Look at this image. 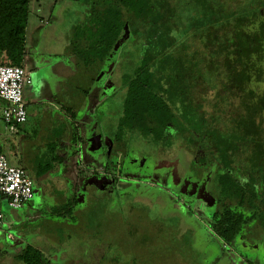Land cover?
<instances>
[{
	"label": "trees",
	"instance_id": "obj_1",
	"mask_svg": "<svg viewBox=\"0 0 264 264\" xmlns=\"http://www.w3.org/2000/svg\"><path fill=\"white\" fill-rule=\"evenodd\" d=\"M29 1L0 0V63L21 67L25 65ZM211 1L217 2L220 6L208 8L209 6L205 4L206 0H198L196 3L201 9L194 11L195 8H189L188 19L186 18V22H181L186 16L184 14L186 7H183L188 3L186 0H87L83 17L72 27L67 45L75 64L74 71L68 79V85L61 89L64 93H73V96L77 94L82 98L86 97L99 76L107 73L106 61L109 55L125 45L131 47L134 51L132 57L135 63L132 65L130 76L123 82L122 89L117 92L120 107L117 111V131L112 137L114 146L110 149L111 160L116 158L118 151L121 159L128 158L133 153L138 154L137 158H141L139 161L144 164L143 176H147L139 178L132 175L133 171L130 172L128 169L125 170V180L128 179L127 174H129V178L132 177L141 184L143 182L148 184L157 180L150 178L149 162L153 161L155 166L156 164L163 166L162 154L176 161L178 150L182 149L181 152L185 154L184 160L190 164L189 167L184 165V169L188 168L194 173L193 177L196 181L182 183L180 188L190 185L194 189L198 184H203L209 179L210 169L204 168L206 163H215L213 167L211 166V170L213 169L216 175L214 190L218 204L209 215L205 214V206L198 207V211L202 213L200 216L205 220L209 219L207 225H210L212 233L222 243V252L220 248L216 249L217 253H214V262L211 264H214L217 258L225 260L224 264H232V262L253 264L249 251L256 249L260 253L257 256L260 257L259 263L264 264V249L260 248L264 244V92L259 96L257 94L249 96L246 92H240L237 105L232 111L227 112L220 107L223 105L221 102L212 104L211 94L205 92L197 81L190 82L188 86L185 81L189 71L193 76L199 75L200 66L204 65V56H202L204 50L198 49L201 46L199 40L206 36L203 25L213 22L214 16L219 15V12H215V8L222 10L223 18L229 20L231 16L228 0ZM235 1L237 3L235 7L237 10H234L235 27L247 25L251 16H264L260 14L258 8L248 6L252 3L251 0L248 4L247 0ZM151 15H154L155 19H152ZM170 25H177L183 30L182 33L179 35L169 33L165 28ZM166 33H169L167 38ZM211 40L215 41V37H211ZM166 50L180 51L175 61H180L182 64L178 70L169 66L170 71H165L168 68V59L172 57V54L167 53ZM207 52L216 58L217 50H207ZM129 55L130 53L128 57ZM185 63L188 64L186 70ZM216 63H222L224 77L228 74L231 77L230 73L233 74L234 66L230 65L244 66L245 69L237 77L240 84L244 83L243 80L249 79L246 73H250L248 71L250 65H254V79L259 82L264 77L262 67L264 52L259 55L247 52L243 56L241 54L234 56V52L227 50L222 52L221 59L216 58ZM220 69L216 67L215 72ZM198 78L195 77V80ZM163 79H166L167 84L161 82ZM239 88L245 87L240 85ZM60 105L70 111L69 104ZM69 113L75 117L73 112ZM63 126L64 124L61 130L66 127ZM203 126L212 127L215 132H207L206 135L200 131L193 132L194 129ZM119 128L120 132H118ZM125 128L130 135L127 137L123 134L127 137L124 141L130 144L136 134H139L147 139L148 144H157V150H152L147 144L144 146L147 149L144 153L141 148H130L129 145L125 148L121 132ZM61 134L62 131L54 138L50 147V160L36 167L35 173V170L32 172L36 176L50 169H56L55 166L60 163V156L56 150L61 144ZM205 136L206 140L203 139ZM75 138L71 130L69 141L73 145L76 143ZM205 141L208 145V156L196 155L197 149L203 147ZM165 145H172L173 151H169ZM22 167L27 170V166ZM112 169L110 167L111 172ZM117 181L118 178L114 175V187ZM126 188L127 185H124L120 194ZM71 200L69 199V206ZM53 206H55L54 212H58L62 204ZM173 207L175 206L165 204L160 206V209L167 211ZM105 228L113 245H118L120 250V244L124 241L121 239V223L115 218L113 224L109 222ZM112 232L116 239L111 236ZM252 235L258 237L257 241L260 242H254ZM248 237L251 238L250 243L243 244ZM131 242L134 248L130 250L133 254L131 258L140 264L144 256L143 252L148 250L146 240ZM242 244L246 246L245 249ZM256 244L260 246L255 248ZM232 245L234 250L231 248ZM49 259L44 258L39 250L32 247H27L21 256L25 264H49ZM77 259L79 258L76 257ZM175 264H182V261ZM188 264L199 263L195 260L194 263Z\"/></svg>",
	"mask_w": 264,
	"mask_h": 264
},
{
	"label": "rangeland",
	"instance_id": "obj_2",
	"mask_svg": "<svg viewBox=\"0 0 264 264\" xmlns=\"http://www.w3.org/2000/svg\"><path fill=\"white\" fill-rule=\"evenodd\" d=\"M186 1L188 3L183 6L186 7V12L184 13L186 16L182 18L181 22H186V18L188 19L189 8H195L194 11H196V9H201L200 5L196 3L198 0ZM87 4V0L29 1V13L25 36L26 51L31 54V57H36L37 60L42 61V63H47V69H49L50 72H55L56 69L63 66L65 62L61 59L71 57L66 54L69 53L67 45L69 44L71 29L82 19ZM151 18L155 19V16L151 15ZM177 18L178 17H175V19ZM179 23H177V25ZM177 25H170L165 29L169 33L171 32L179 35L183 30L177 27ZM169 33L165 34L166 38L169 36ZM132 51L133 49H131V47L125 45L121 47L120 50L113 51L111 56L109 55L107 59L106 65H108L109 70L105 73L108 75V79L105 82L104 92H106V95L109 94V98L104 105L105 108H108L109 113L105 110L104 130L106 132V144H109L110 147L114 146L112 137L117 129L115 123L117 122V111L120 107L117 92L122 89V84L130 76L132 65L135 63V59L132 57ZM166 52L172 54V57L168 59V68L165 71H170L169 66L173 69L177 68L176 70H178L182 64H180V61H175H177L180 51L166 50ZM128 53H130L129 57ZM23 68L26 71L29 70L26 65H24ZM173 69L172 71H174ZM169 76H171V74ZM169 80L171 81L170 78ZM261 80L260 85L264 88V77H262ZM161 82L167 84L166 79H163ZM56 84V86L59 85L58 83ZM58 88H60V86H58ZM42 93L45 94L46 92H40L39 94ZM29 101L33 100L31 99ZM29 104L33 105L31 106V111H33L35 115L29 117L27 123L24 124V126H26V134L21 136L25 137V142L23 143L27 144L23 145L22 154L29 157L32 162H37L42 165L50 160V147L52 144L47 140L51 137L53 132L56 134L59 132L56 121L60 116L54 107L46 109V105L43 103ZM53 104L58 105L59 103L55 102ZM26 108L30 107L27 106ZM36 112L40 113L38 117H36ZM22 129L23 127L21 126L20 130ZM22 132L23 131H20V134ZM118 132H120V128ZM121 132L122 135L124 134L127 137L130 135L126 132V128ZM124 135L122 140L124 142L123 146L126 148L127 141L125 142L124 140L127 137ZM110 136L111 139L108 138ZM134 138L135 139L130 144L128 142L129 147L141 148L140 150H143V153L146 152L147 149H145V145L141 143L143 138L139 134H136ZM156 145L155 143H150L148 146L155 151L157 150ZM165 146H167L166 148H168L169 151H173L172 145ZM181 151L182 149L178 150V158L176 161H173L171 158H166L165 154H162L163 156L160 154L163 157V166H158L157 164L155 166L153 165V161L149 162L151 167V174L149 175L150 178H154V180L157 179L155 182H149L148 184H144L143 182V185L136 179L133 180L132 177L129 178L130 175L127 174V188L124 189L121 194L115 191L114 173L112 172L111 179H107L109 180L108 184L106 182L104 183L105 198L103 202L105 206H110L111 210L109 213H107V211L99 213V220H96L94 223L92 222L93 224L99 222L101 225L98 226L99 228L95 227L96 230H90L87 227L88 232L99 233L93 236L85 245L87 247L85 251L74 253L73 258H66L65 256L68 253L59 257L58 254L60 253H56L49 248L47 251V255L50 258L49 264H138L137 260L131 258L133 254L130 251L134 250L131 241L136 242L137 240H146V244L148 245V250L143 252L144 256H142L143 259L141 258L142 262L140 264H175L180 261H182V264H188L194 263L195 260H197L199 264L213 263L216 249L220 248L222 252V243L220 239L212 233L210 225H207L210 222L209 219L205 220L200 216L202 213L198 211V207L201 208L205 206V214L209 215L218 204L217 194L214 190V176L216 175L212 171L213 169L211 170V166L213 167L215 163H206L204 168L207 167L210 169L208 172L209 179L204 181L203 184H198L195 187L194 193L190 185L180 188L182 183L193 182L196 179L193 177L195 176L193 175L194 173L189 171L188 168L186 170L184 169L186 165L189 167L190 164H187L188 161L184 160L185 154ZM201 154L202 152L198 151L196 155L200 156ZM129 156L130 157L127 158V165H122L121 170L130 169V171H133L131 173L132 175L145 178L147 175L143 176L142 168L144 164L142 165L143 162L139 161L141 158H137L138 154L135 153ZM11 163L18 165L15 161ZM26 169V172L33 181L36 194L33 201L35 205L41 207L45 206L48 214H50L49 207L57 204V202L69 206L68 201L72 197L74 190L73 181H70L71 177H67L68 175L60 173L59 169H56V173L53 175L44 174L41 176H36L28 168ZM222 170L221 168L220 171ZM81 171L84 173L86 172L83 170ZM82 172L74 178V185L76 191L80 193L79 198L85 200L86 196L89 194L88 186L90 179L88 176L86 178ZM165 204L166 206L175 207L163 211L162 208L160 209V206H165ZM117 206H121L120 209H117ZM95 218L94 214L92 219L94 220ZM103 218H105L106 221H103ZM115 218L118 219V223H121V239L122 241L124 240V245L122 243L120 244V250L118 245H113L114 243H112L107 229L105 227L102 228L103 225H107L109 222L113 224ZM76 223H82V221H77ZM90 223L91 222L88 224ZM92 223L90 225H92ZM78 229L79 231L81 230L79 227ZM113 233L114 232H112L111 236L116 239ZM252 239L255 240L254 242H260L257 241L259 238L253 235ZM250 240L251 238H246L243 244L245 242L249 244ZM62 241L67 242L65 236ZM243 244L242 246L245 249L246 246ZM62 246H65V244H62ZM258 246L257 244L254 245L255 248H258ZM263 246L260 248L264 249ZM231 248L234 250V245H232ZM259 254L257 249L256 251H249L253 264H260V257H257ZM225 255L227 257L226 253ZM76 257L79 259L76 260ZM224 263L225 260L217 258L214 264ZM0 264L23 263L10 258L4 259L3 256H0ZM232 264H234V262H232Z\"/></svg>",
	"mask_w": 264,
	"mask_h": 264
},
{
	"label": "crops",
	"instance_id": "obj_3",
	"mask_svg": "<svg viewBox=\"0 0 264 264\" xmlns=\"http://www.w3.org/2000/svg\"><path fill=\"white\" fill-rule=\"evenodd\" d=\"M66 54L71 56L69 53ZM30 55L27 52L25 56V60L31 66L28 70L31 75V83L26 84L23 88L26 107H30L26 108L27 116L24 124L27 123L29 117L35 115L31 111V106L33 105L29 103H43L46 105V109L55 108L60 116L56 121L59 132L57 134L53 132L47 141L52 144L55 140L54 138L62 131L61 144L56 150L60 156V163L55 167L59 169L60 173L71 177L70 181H73L74 190L73 198H70L72 199L71 206L62 205L58 212H54L55 206H50V214L47 213L45 206L41 207L34 204V196L36 195L34 186L33 196L21 207L10 208L4 202L1 204L0 211L3 214V218L0 220V256H3L4 259L17 260L23 264L25 263L21 260V256L27 247L39 250L44 258H49L47 255L49 248L56 253H60L58 254L59 257L68 253L65 256L66 258L73 257L74 253L85 251L87 248L85 245L97 234L88 232L87 227L90 230H96L95 227H98L97 224L99 222L97 224L93 223L99 220V213L104 211L109 213L111 210L110 206L103 204L105 198L104 183L108 184L109 180L107 179H111L112 175L110 167L113 168L112 171L115 177L118 178L114 187L117 193L120 194L122 187L126 185L125 170H121L125 162L121 159L120 151L117 152L116 158L111 160V147L106 144L104 115L105 110L108 113L109 110L105 108L104 104L109 98V94L106 95L104 93V86L108 75L102 73L92 85V89L86 97L82 98L77 94L73 96V93H64L61 89L63 86L68 85V79L73 74L75 64L72 57L61 59L65 62L63 66L56 69L55 72H50L47 69V63H42V61ZM107 70H109V67ZM56 83L59 84L60 88L56 86ZM40 92L46 93L39 94ZM29 98L33 101H29L31 100ZM67 100H70V102ZM55 102L59 104H53ZM62 103L66 106L69 104L70 111L62 107L60 105ZM71 104L73 105L71 106ZM1 106L2 102H0ZM69 112H73L75 117L71 116ZM39 114V112H36V117ZM116 123L115 126L117 127ZM24 124L22 125L23 129L20 130L23 132L20 134L19 131V133L14 135L7 134L0 124V151L7 156L10 162L15 161L18 165L27 166L31 172L35 170V173L37 170L35 168L41 166V164L32 162L29 157L22 154V147L27 144L23 143L25 142V137L21 136L26 134V126ZM63 124L66 127L61 130ZM71 130L76 136L74 145L69 141ZM108 138L111 139V136ZM56 169H50L41 175H53L56 173ZM81 170L86 172L84 173ZM80 172L90 179L89 194L85 200L79 198L80 193L76 191L74 185V178ZM58 204L61 203L57 202ZM120 207L117 206V209H120ZM94 214L96 218L93 220ZM102 220L106 221L105 218ZM77 221H82V223H76ZM89 222H93L92 225H90L91 223L88 224ZM77 226L81 229L80 231ZM64 236L67 242L62 241ZM62 244H65V246H62Z\"/></svg>",
	"mask_w": 264,
	"mask_h": 264
},
{
	"label": "flooded vegetation",
	"instance_id": "obj_4",
	"mask_svg": "<svg viewBox=\"0 0 264 264\" xmlns=\"http://www.w3.org/2000/svg\"><path fill=\"white\" fill-rule=\"evenodd\" d=\"M221 1V0H219ZM250 0H247V4ZM251 4L248 6L250 8H258L260 14H264V0H251ZM229 3V10L231 16L229 20L227 18H223L221 15L222 10H218L215 8V12H219V15L214 16V21L205 23L203 26L205 27L204 33L206 36H203L202 39L199 41V50H204L202 56H204V65L200 66V74L199 75H191L189 71L188 75H186V84L187 86L190 82H194L200 85L201 88L204 89L205 92L210 93V100L213 102L212 104L221 102L223 105L220 107L227 112H230L234 109L237 102L239 101L240 92H246L250 96L257 94L259 96L261 93L264 92V88L260 85V81L258 82L254 79V65H250L248 67V71L250 73H246L249 79L243 80V84H240L237 77L240 75L241 71L245 69L244 66H238V64L230 65L234 66L233 74L230 73L224 77L222 72V63L217 64L216 58L221 59L222 52L230 50L234 52V56L241 54L242 56L245 53H255L259 55V53L263 54L264 52V16L255 15L254 17L251 16L249 19V23L247 25H242L235 27L234 26V10H237V3L235 0H228ZM206 5L210 7H218L220 5L214 3L211 0H206ZM258 12V13H259ZM216 15V14H214ZM211 37H215V41L211 40ZM254 49V50H253ZM207 50H217L216 58L211 56ZM250 50V51H249ZM247 51V52H246ZM214 60V61H213ZM26 67L29 69V62L26 60L25 62ZM228 64H226L227 66ZM188 64L185 63L184 67L185 70ZM262 66V65H261ZM260 66V67H261ZM216 67L221 68L218 72H215ZM264 68V66H262ZM214 71V72H212ZM28 72V70H27ZM212 72V73H211ZM29 73V72H28ZM245 75V73H243ZM195 77H199L195 80ZM240 85H243L245 88L240 89ZM206 109V108H205ZM216 128V127H215ZM201 132L202 134L206 135L207 132H215V129L212 127H199L194 129L193 132ZM142 137V136H141ZM142 144L149 145L146 141L145 137H142ZM138 139V138H137ZM206 140V136L203 138ZM126 140V138H125ZM126 142V141H125ZM129 144L127 143V146ZM201 151V156H208V145L205 141L203 147H199L197 152ZM197 154V153H196ZM206 160V159H205ZM208 160V158H207ZM123 162L127 163V158H123ZM131 172V171H130ZM137 176V175H136ZM193 188V187H192ZM195 193V189L193 188Z\"/></svg>",
	"mask_w": 264,
	"mask_h": 264
},
{
	"label": "built area",
	"instance_id": "obj_5",
	"mask_svg": "<svg viewBox=\"0 0 264 264\" xmlns=\"http://www.w3.org/2000/svg\"><path fill=\"white\" fill-rule=\"evenodd\" d=\"M31 83V75L21 66L0 63V124L3 130L19 133L27 116L23 88ZM33 182L26 170L11 163L0 151V206L21 207L32 196ZM3 214L0 211V220Z\"/></svg>",
	"mask_w": 264,
	"mask_h": 264
}]
</instances>
